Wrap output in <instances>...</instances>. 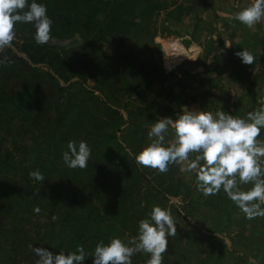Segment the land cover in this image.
Here are the masks:
<instances>
[{"label":"trees","instance_id":"1","mask_svg":"<svg viewBox=\"0 0 264 264\" xmlns=\"http://www.w3.org/2000/svg\"><path fill=\"white\" fill-rule=\"evenodd\" d=\"M37 3L46 5L53 21L48 43L37 44L34 26L19 23L13 49L0 50V264H37L36 249L67 254L79 247L84 264H93L98 243L107 245L116 233L133 231L140 220L150 219L153 204L166 201L168 194L178 196L134 158L145 138L138 119L151 107L145 97L162 91L143 80L131 53L123 58L101 53L122 40L113 33H118L114 22L122 2L110 25H101L98 17L111 0ZM73 35L81 40L76 48L53 43ZM89 79L95 82L91 89ZM125 124L133 130L136 169L133 180L118 189L111 155L114 143L120 147L118 134ZM69 141H85L91 148L87 168L65 165L62 153ZM37 169L43 182L29 177ZM56 174L62 181L54 187L49 181ZM147 260L133 256L132 264Z\"/></svg>","mask_w":264,"mask_h":264},{"label":"rangeland","instance_id":"2","mask_svg":"<svg viewBox=\"0 0 264 264\" xmlns=\"http://www.w3.org/2000/svg\"><path fill=\"white\" fill-rule=\"evenodd\" d=\"M118 2L123 7L114 22V31L118 33H113L122 40L112 41L101 53L106 56L120 53L122 58L131 53L143 80L162 91L160 96L153 91L145 97L151 107L138 119L145 130L141 147L152 142L148 131L153 122L167 117L175 120L184 108L211 112L214 117L223 111L246 119L249 112L264 107V22L248 28L235 18L237 12L254 0H111L108 10L98 17L101 25L115 19ZM80 41L78 35H73L53 43L59 48L73 49ZM243 49L254 56L252 65L244 64L236 56ZM86 85L91 89L95 82L89 79ZM169 100L179 107L169 105ZM154 103L157 104L151 105ZM120 111L126 119V113ZM131 128L125 124L118 134L120 147L113 145V175L118 189L130 183L135 175ZM164 135V144L168 146L174 139L171 126ZM137 136L140 135H134ZM257 139L264 141V128ZM195 156L190 153V160ZM260 160L264 173V158ZM150 171L165 187L178 193L166 195V201H157L150 209L151 212L159 206L169 210L177 228V234L168 237L163 264H264V217L248 219L223 189L205 197L197 190L195 172L187 171V162L170 165L164 174ZM237 180L239 183L238 177ZM61 181L56 174L49 183L55 187ZM252 186L239 185L242 191ZM261 208L264 209V204ZM138 232L139 223L133 231H120L114 238L132 246L129 242ZM187 243L191 245L184 248ZM134 256L150 258L144 252Z\"/></svg>","mask_w":264,"mask_h":264},{"label":"clouds","instance_id":"3","mask_svg":"<svg viewBox=\"0 0 264 264\" xmlns=\"http://www.w3.org/2000/svg\"><path fill=\"white\" fill-rule=\"evenodd\" d=\"M236 20L248 28L264 22V0L254 3L235 14ZM32 24L34 39L43 45L51 39L53 21L47 15V7L37 0H0V50L11 46L16 37L15 26ZM236 56L246 65H252L254 56L247 49ZM3 63V61H0ZM177 118H160L151 124L146 147L135 155L142 168L167 173L172 164L187 162V171L195 172L196 187L205 197L218 194L221 189L248 219L264 217V173L260 158H264V141L257 137L264 128V107L249 112L246 119L234 117L223 111L216 113L184 108ZM169 126L174 139L165 146V133ZM154 138V139H153ZM190 153L195 159L190 160ZM91 158V148L85 141H69L62 153L65 165L71 169H85ZM185 169L182 167L181 171ZM30 179L44 181L37 169L29 173ZM239 178V183L237 180ZM251 183L248 191L239 185ZM259 201V203H252ZM35 211L38 213L39 208ZM56 217H53L55 220ZM177 228L169 210L159 206L152 208L150 219L139 221L138 236L129 244L113 238L105 245L102 241L92 253L93 264H132V257L139 252L150 254L146 264H163V254L168 249V237L175 236ZM40 257L37 264H84L85 252L79 247L76 252L53 254L46 249H36ZM78 253V254H77Z\"/></svg>","mask_w":264,"mask_h":264}]
</instances>
